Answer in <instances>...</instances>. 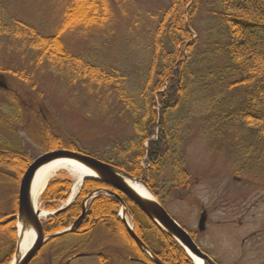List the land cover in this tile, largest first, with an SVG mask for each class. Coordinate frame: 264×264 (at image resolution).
Segmentation results:
<instances>
[{"label":"trees","instance_id":"obj_1","mask_svg":"<svg viewBox=\"0 0 264 264\" xmlns=\"http://www.w3.org/2000/svg\"><path fill=\"white\" fill-rule=\"evenodd\" d=\"M111 1L127 4L130 0H65L60 23L50 35L30 24L0 18V37L21 43V49L32 53L36 69L64 76L69 84L92 87L94 92L102 90L128 115L132 135L123 146L115 140L106 156L97 159L140 179L164 206L163 197L156 192L164 170L169 168L171 175L167 194L189 185L181 150V129L194 110L213 121L217 132L231 129L236 135L245 133L247 136L239 145L252 155L259 153L263 159L264 0H211L207 3L205 0H169V5L151 15L154 24L149 32L147 71L137 91H131L137 95L136 99L127 89L124 75L85 61L68 50L63 40L69 33L100 28L108 23L112 16ZM83 6H88L85 15L73 14L76 8ZM18 78L30 81L22 74ZM8 99L16 110L12 119L20 120L23 106L18 97L9 94ZM36 117L42 121V115ZM3 122L5 127L11 126L8 119ZM47 127L41 129L45 150L60 148L85 153L70 139L54 138ZM144 160L149 165L148 171L141 166ZM29 163L26 154L8 141L0 144V189L5 193L0 197V264H10L15 252L17 197L14 188ZM71 184L70 179L50 181L41 195L44 210L53 211L65 202ZM97 190H108L120 197L132 219L135 235L161 264H192L169 234L122 194L96 180H86L70 207L42 221L44 235L72 225L81 213L82 199ZM119 206V200L114 197L101 194L94 198L87 203L86 213L76 229L44 243L29 264H42L47 247H55L52 248L57 253L54 264L60 260L62 252L65 259L86 253L96 231L107 235L123 250L119 252L120 258L131 257L140 264H155L130 238L114 214ZM95 257L100 264L107 261L102 254Z\"/></svg>","mask_w":264,"mask_h":264},{"label":"rangeland","instance_id":"obj_2","mask_svg":"<svg viewBox=\"0 0 264 264\" xmlns=\"http://www.w3.org/2000/svg\"><path fill=\"white\" fill-rule=\"evenodd\" d=\"M64 2L0 0V18L30 24L39 32L50 35L60 23ZM167 5L169 0H130L127 4L111 1L112 16L108 23L100 28L69 33L64 36V43L68 50L85 61L124 75L127 89L137 91L148 66L149 32L154 24L151 15ZM87 7H78L73 14L85 15ZM21 47L18 41L0 37V70L5 71L0 75L9 93L17 96L23 107L26 103L20 120L12 119L16 110L10 106L7 92L0 91V144L8 141L26 154L31 163L45 150L41 129L48 126L47 131L76 142L85 154L95 158L105 157L115 140L123 146L132 135L131 122L113 98L102 90L94 92L92 87L69 84L64 76L36 69L32 53ZM15 72L30 81L19 79ZM132 95L136 99L137 95ZM39 114L42 121L36 117ZM207 118L194 110L182 124L181 150L189 174L188 187L167 194L171 176L167 168L159 177L156 192L163 197L167 214L183 229L193 233L196 245L216 264H264V158L261 159L259 153L246 152L239 145L246 138L245 133L236 135L231 129L217 132L216 125ZM7 119L11 122L10 127H5L3 122ZM250 159L254 160L246 162ZM141 166L148 171L146 160ZM55 179H70L71 190L78 182L67 172H60L51 181ZM136 181L142 184V181ZM18 187L19 182L14 188L16 197ZM0 190L3 198L4 189ZM38 202L44 210L41 195ZM202 213H205L206 221L204 230L199 231ZM52 248L55 249H44L42 264H54L57 253ZM120 251L123 250L118 249L107 235L96 231L84 252L89 256L69 261L73 256L65 259L62 252L55 264H100L91 254L107 257L103 264H140L120 261L117 258Z\"/></svg>","mask_w":264,"mask_h":264},{"label":"water","instance_id":"obj_3","mask_svg":"<svg viewBox=\"0 0 264 264\" xmlns=\"http://www.w3.org/2000/svg\"><path fill=\"white\" fill-rule=\"evenodd\" d=\"M0 88L7 89V86L2 79H0ZM59 158L73 160L92 172V176H84L80 178L79 187H82L83 182L86 180H96L106 184L112 189L123 194L128 200L134 203L146 215V217H148L158 227H160L163 231L169 234L183 248V250L187 253L188 257L191 260L193 256L201 260L202 264H215L214 261L208 255H206L200 250V248L194 243L190 235L167 214L162 205L150 192L149 193L151 194V198L140 197L132 188H130L124 182L123 177L133 179L130 175L94 157L68 150H54L41 154L30 163V165L26 168L19 181L17 194V210L16 216L14 217L16 221L15 229L17 231V244L15 254H17L19 250L18 244L20 230H32L35 233V239L29 249L14 264H29L32 258L40 250L44 242L54 237H58L60 235L74 231L79 221L85 214L86 203L96 197V195L91 194L83 199L81 214L69 228L49 236H44L41 224L42 219L40 218L39 213L33 209L31 204L30 188L36 171L44 164ZM109 195L118 198V196L114 193H110ZM72 202L73 201L69 199L64 206L60 207L54 212L46 213L44 217H52L58 214L59 212L64 211L72 204ZM205 221L206 215L205 213H202L198 221L199 231L204 230ZM122 222L124 223L127 232L132 238V240L142 248V250L148 255L150 259L154 261L155 264H161L142 244V242L134 234L133 229L130 228L124 220H122ZM81 256H83V254L74 256L72 259ZM72 259H69V261ZM69 261H67V263ZM192 263L194 264L193 260ZM10 264H12V262Z\"/></svg>","mask_w":264,"mask_h":264},{"label":"bare ground","instance_id":"obj_4","mask_svg":"<svg viewBox=\"0 0 264 264\" xmlns=\"http://www.w3.org/2000/svg\"><path fill=\"white\" fill-rule=\"evenodd\" d=\"M60 172H67L68 174L75 177L78 180L77 183L74 184L71 192V197H74L76 193V188L78 187V183L80 178L84 176H92V172L86 169L81 164L65 158L55 159L51 162H48L41 166L35 173L33 178L31 188H30V200L32 207L35 211H37L40 215V218H43L46 215V211L42 210L39 206L38 199L47 185V183L55 177ZM124 182L132 188L140 197L151 198V194L149 191L139 182L133 179H128L123 177ZM35 233L32 230H20L19 233V250L15 257L13 258L12 264L16 263L22 255L29 249L31 244L34 242ZM192 260L194 264H202L201 260L192 256Z\"/></svg>","mask_w":264,"mask_h":264},{"label":"flooded vegetation","instance_id":"obj_5","mask_svg":"<svg viewBox=\"0 0 264 264\" xmlns=\"http://www.w3.org/2000/svg\"><path fill=\"white\" fill-rule=\"evenodd\" d=\"M0 79H2L3 80V76H1L0 75ZM4 83H5V80L3 81ZM6 84V83H5ZM7 85V84H6ZM0 91H4V92H7V94H8V96H9V92H10V90H9V88L7 89V90H0ZM10 95H12V94H10ZM8 99V98H7ZM8 101H9V99H8ZM3 102V101H2ZM5 102V101H4ZM3 102V103H4ZM4 105V104H3ZM6 105V107H8V104H5ZM26 106V103L24 104V107ZM29 106V105H28ZM24 107H23V109H24ZM30 108L31 109H34V107L32 106V105H30ZM25 110H27V109H25ZM53 136H54V138L55 137H57V136H60V134H53ZM61 137V136H60ZM45 151H47V150H45ZM106 191H108V190H106ZM113 193V192H112ZM118 200H121L120 199V197L118 196ZM119 203H120V201H119ZM81 208H82V203H81ZM114 214L116 215V216H118L119 217V219H120V221L122 222V219L120 218V216L119 215H117V211L116 212H114ZM127 215H128V218L130 219V221H131V223H132V219L130 218V216H129V214L127 213ZM83 218V217H82ZM81 218V219H82ZM81 221V220H80ZM79 221V222H80ZM123 223V222H122ZM79 224V223H78ZM123 225H124V223H123ZM125 226V225H124ZM131 238V237H130ZM132 239V238H131ZM119 249V248H118ZM96 256V255H95ZM120 261H122V262H136V260H134L133 258H131V257H128V258H124V257H117Z\"/></svg>","mask_w":264,"mask_h":264}]
</instances>
